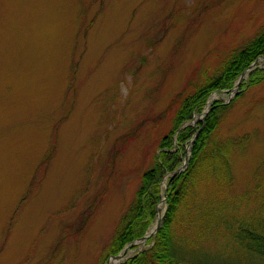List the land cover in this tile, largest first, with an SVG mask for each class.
I'll return each mask as SVG.
<instances>
[{"label":"rangeland","instance_id":"374dc122","mask_svg":"<svg viewBox=\"0 0 264 264\" xmlns=\"http://www.w3.org/2000/svg\"><path fill=\"white\" fill-rule=\"evenodd\" d=\"M262 27L264 0H0V264H113L108 244L177 95ZM243 92L218 131L235 141L230 178L197 200L233 199L237 219L264 217V83ZM226 226L187 257L264 264L227 246Z\"/></svg>","mask_w":264,"mask_h":264},{"label":"trees","instance_id":"16d2710c","mask_svg":"<svg viewBox=\"0 0 264 264\" xmlns=\"http://www.w3.org/2000/svg\"><path fill=\"white\" fill-rule=\"evenodd\" d=\"M262 56L264 27L245 43L231 49L219 65L211 72L207 71L198 83L189 84L186 92L177 95L179 104L172 127L161 138L152 166L143 172L136 195L119 220L108 244L106 259L142 238L156 224L157 208L165 191L163 220L155 234L149 237L148 248L118 264H212L210 260L187 257V254L195 250L203 234L208 233L211 238L223 225H227L224 232L227 246L233 249V244L248 253L264 256L262 209H257L259 213L253 210L249 216L237 219L235 212L227 214L228 209L232 210L235 206L233 199L221 201L212 197L197 203L203 183L215 177L230 178V153L235 141L220 139L218 131L243 90L264 83V66L259 63L249 72L234 100L211 102L203 120L197 125L193 123L196 115L206 110L213 93L231 92L241 74ZM188 146H191L188 165L174 174L180 168ZM234 224L237 226L232 230ZM190 228H194L195 232ZM201 245L196 249H200Z\"/></svg>","mask_w":264,"mask_h":264},{"label":"water","instance_id":"95a60500","mask_svg":"<svg viewBox=\"0 0 264 264\" xmlns=\"http://www.w3.org/2000/svg\"><path fill=\"white\" fill-rule=\"evenodd\" d=\"M262 59H264V56L261 57V58H259L257 61H255V62H254V63H253V64H252L247 70H245V71L241 74L239 80H238L237 83L234 85V88L232 89L231 94H233V92H235L236 90L239 89L240 84H241V82L243 81V79L246 78V77L248 76L249 72H250L252 69H254V68L257 66V63H258L259 61H261ZM206 113H207V110L204 112V115H205ZM186 164H187V163H186ZM182 170H183V168H180V169H178L177 171H175L174 174H176L177 172L182 171ZM165 200H166V192L164 193V197H163V200H162V201L164 202ZM163 202L159 203L158 208H157V209H158V219H157V224H156L155 229H154L151 233H148V234L144 235V236H143L142 238H140L139 240H136V241L132 242L130 245L126 246V247H125V248H124L119 254L111 256L110 259H109V262L112 261V263L115 264L117 261H120L121 259H124V258L126 257L127 252L130 250V248H131L132 246H134V245H136L137 243H139V241H147L148 238H149L151 235L155 234V232L158 230V228L160 227V225H161V223H162V219H163V215H162V204H163ZM111 259H112V260H111Z\"/></svg>","mask_w":264,"mask_h":264},{"label":"bare ground","instance_id":"6f19581e","mask_svg":"<svg viewBox=\"0 0 264 264\" xmlns=\"http://www.w3.org/2000/svg\"><path fill=\"white\" fill-rule=\"evenodd\" d=\"M214 99V97H211V100H213ZM210 100V101H211ZM155 227H156V225H154L152 228H151V230H150V233L155 229Z\"/></svg>","mask_w":264,"mask_h":264}]
</instances>
